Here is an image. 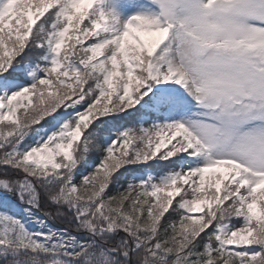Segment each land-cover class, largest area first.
I'll list each match as a JSON object with an SVG mask.
<instances>
[{
  "label": "snow or ice",
  "instance_id": "1",
  "mask_svg": "<svg viewBox=\"0 0 264 264\" xmlns=\"http://www.w3.org/2000/svg\"><path fill=\"white\" fill-rule=\"evenodd\" d=\"M0 264H264V0H0Z\"/></svg>",
  "mask_w": 264,
  "mask_h": 264
}]
</instances>
